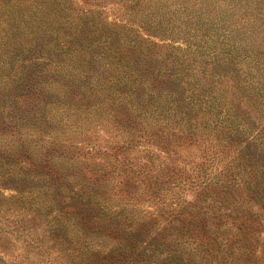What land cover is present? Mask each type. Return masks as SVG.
<instances>
[{"label":"trees","instance_id":"1","mask_svg":"<svg viewBox=\"0 0 264 264\" xmlns=\"http://www.w3.org/2000/svg\"><path fill=\"white\" fill-rule=\"evenodd\" d=\"M0 79L33 120L16 193L66 264H236L258 243L264 0H0ZM166 191L162 225L137 216Z\"/></svg>","mask_w":264,"mask_h":264},{"label":"rangeland","instance_id":"2","mask_svg":"<svg viewBox=\"0 0 264 264\" xmlns=\"http://www.w3.org/2000/svg\"><path fill=\"white\" fill-rule=\"evenodd\" d=\"M74 1L82 3V7L86 5V0ZM103 10V17L109 18L110 20L116 13H120V10L123 12L125 9L122 7V4L110 1L104 6ZM174 42L181 41L176 40ZM9 83L11 84V81L5 83L4 79H0V264H52L51 259H54L57 255L62 258L65 264L70 263L68 257L72 255V250L64 249L63 245H61V247L57 246L58 248H55L54 251L51 250L50 247L48 248L50 244L47 243L44 237L43 226L40 225L45 217L41 215L36 218V213L34 209L31 208L30 200L28 199L23 202V198H19L16 193L15 189L18 175L14 170L18 172L17 169H19L22 159L27 157L30 151H32L33 142L30 141L24 133H27V129H32L33 120L32 116L29 117V112L19 109L17 97L20 93H13L11 89H8L9 87H7V85ZM9 90L12 93H6V91ZM12 102H14L13 105ZM3 111H9V118H5L6 112L3 114ZM23 112L24 116L22 117L25 119H18ZM12 116H16L17 118L11 119L10 117ZM106 140L107 135L105 132H100L93 137V141L100 144H103ZM23 147H27V149ZM195 149L196 148H193L192 152H198L197 149ZM21 156H23V158H21ZM194 159L198 161L197 158ZM113 160L114 158H111L112 163H115ZM249 176L250 175H247V178ZM140 185H142V187H140L138 191L147 190L144 184L140 183ZM171 188L175 193L180 191L181 193L183 192L182 195L184 199L186 202H189L186 204L185 211H191L196 207L193 199L194 193L192 194L190 190H186L185 188L183 191L179 188H174V186L170 187V189ZM167 193L171 194V192L166 191L160 197L157 196L156 198L149 193L138 196L136 199V206L138 207L136 210L137 216H146L149 218L148 220L152 219V222L162 225L166 216L168 217V213L172 210L169 209L171 203L169 195H166ZM165 202L166 205L168 204L167 207L165 206ZM243 208L245 210H251V208H247L246 205ZM194 222L189 218V223L185 225L186 227L184 229L182 228V231L188 233V235H192L193 231L200 226L198 224V226H196ZM177 225L182 224L178 223ZM148 226L157 233L158 225ZM257 229L255 234L256 238L258 237V243L250 244L242 242L240 248L241 255L235 259L236 264L247 263L249 260L248 254L246 253L248 246L253 250H257V252L254 253V258L256 260L252 264L264 262V253L260 251L262 250L261 247L264 246V230L262 227ZM232 233L233 232H227V235H232ZM158 239L162 241V234L158 236ZM251 262H253V259H250L249 263ZM75 264H77V262Z\"/></svg>","mask_w":264,"mask_h":264}]
</instances>
